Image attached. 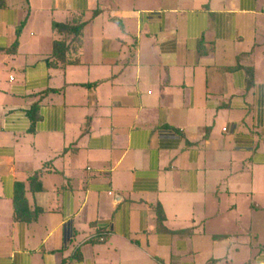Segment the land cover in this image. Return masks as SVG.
<instances>
[{
  "label": "crops",
  "instance_id": "1",
  "mask_svg": "<svg viewBox=\"0 0 264 264\" xmlns=\"http://www.w3.org/2000/svg\"><path fill=\"white\" fill-rule=\"evenodd\" d=\"M0 264H264V0H5Z\"/></svg>",
  "mask_w": 264,
  "mask_h": 264
},
{
  "label": "trees",
  "instance_id": "2",
  "mask_svg": "<svg viewBox=\"0 0 264 264\" xmlns=\"http://www.w3.org/2000/svg\"><path fill=\"white\" fill-rule=\"evenodd\" d=\"M2 7H5V0H0V8H2ZM24 22H25V20L22 21L21 24L18 26L17 34L20 33V30H21ZM52 27L54 30H56L58 32H73V33L79 32L78 29H74L71 26L60 24V23H55V22L52 23ZM16 44H17V42H15V44L13 45L12 50L15 49ZM59 46H61L59 43H54L53 54H54V56L56 55V58H58V60L63 61V58L60 57L57 53H59V52L63 53L64 48H60ZM61 53H60V55H61ZM47 93H48L47 90L43 91L44 95H47ZM37 111H38L37 104H33L31 109L27 113L28 117L30 118L32 126L37 122V119H38ZM37 176H38V174H35L32 177L35 178ZM30 182H32V180H30ZM13 209H14V219L15 220H18V221H29L30 220L29 209L27 208V204H26V200H25V196H24V186L22 184H16V186H15V193L13 196ZM157 215H158L157 219L159 221H161V216H162L161 211H157Z\"/></svg>",
  "mask_w": 264,
  "mask_h": 264
},
{
  "label": "rangeland",
  "instance_id": "3",
  "mask_svg": "<svg viewBox=\"0 0 264 264\" xmlns=\"http://www.w3.org/2000/svg\"><path fill=\"white\" fill-rule=\"evenodd\" d=\"M25 2H27V0H24ZM249 240H250V238H249ZM246 242H248V239H246Z\"/></svg>",
  "mask_w": 264,
  "mask_h": 264
}]
</instances>
